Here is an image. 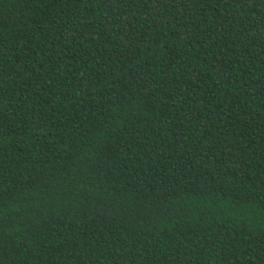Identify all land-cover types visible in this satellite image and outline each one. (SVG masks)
<instances>
[{
	"label": "trees",
	"instance_id": "16d2710c",
	"mask_svg": "<svg viewBox=\"0 0 264 264\" xmlns=\"http://www.w3.org/2000/svg\"><path fill=\"white\" fill-rule=\"evenodd\" d=\"M0 264H264V0H0Z\"/></svg>",
	"mask_w": 264,
	"mask_h": 264
}]
</instances>
